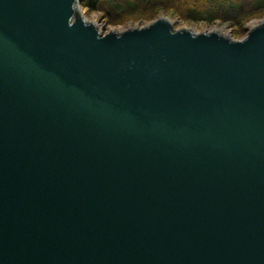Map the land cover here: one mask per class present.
<instances>
[{
  "label": "water",
  "instance_id": "water-1",
  "mask_svg": "<svg viewBox=\"0 0 264 264\" xmlns=\"http://www.w3.org/2000/svg\"><path fill=\"white\" fill-rule=\"evenodd\" d=\"M80 1L0 0V264H264V21Z\"/></svg>",
  "mask_w": 264,
  "mask_h": 264
},
{
  "label": "trees",
  "instance_id": "trees-1",
  "mask_svg": "<svg viewBox=\"0 0 264 264\" xmlns=\"http://www.w3.org/2000/svg\"><path fill=\"white\" fill-rule=\"evenodd\" d=\"M89 14L110 26L152 22L161 14L189 25H226L234 39H242L248 24L264 19V0H81Z\"/></svg>",
  "mask_w": 264,
  "mask_h": 264
},
{
  "label": "rangeland",
  "instance_id": "rangeland-1",
  "mask_svg": "<svg viewBox=\"0 0 264 264\" xmlns=\"http://www.w3.org/2000/svg\"><path fill=\"white\" fill-rule=\"evenodd\" d=\"M80 10H81V13L84 15V17L90 21V22H96L98 25H99V28L101 29V32L103 34H107L109 33L111 30H114V31H119V30H124V28H127V27H132V26H135V27H141L145 24H147L148 22H144L142 24L140 23H135V24H132V25H129L127 27H124V26H110L108 25V23L102 18L100 17L98 14L96 13H93V14H89L87 12L86 9H84L82 6L80 7ZM161 16H166L165 14H161ZM173 22L175 23V28L176 29H184V28H189L191 30H193L194 32L196 33H209V32H213V31H218V32H221L225 35H230L231 32H232V29H230L228 26L226 25H219V24H215V25H212V26H207L205 24H197V25H189L187 24L186 22H183L181 21L180 19L178 18H175V19H172ZM260 20H255L251 23L248 24V28H251L255 25H257L259 23Z\"/></svg>",
  "mask_w": 264,
  "mask_h": 264
},
{
  "label": "bare ground",
  "instance_id": "bare-ground-1",
  "mask_svg": "<svg viewBox=\"0 0 264 264\" xmlns=\"http://www.w3.org/2000/svg\"><path fill=\"white\" fill-rule=\"evenodd\" d=\"M119 31H121V30H119Z\"/></svg>",
  "mask_w": 264,
  "mask_h": 264
}]
</instances>
